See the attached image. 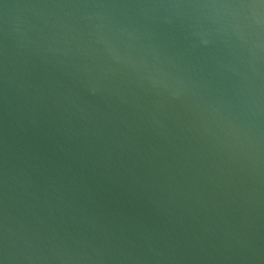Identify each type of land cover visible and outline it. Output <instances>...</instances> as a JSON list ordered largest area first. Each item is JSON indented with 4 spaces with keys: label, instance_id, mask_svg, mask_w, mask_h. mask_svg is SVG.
<instances>
[{
    "label": "water",
    "instance_id": "95a60500",
    "mask_svg": "<svg viewBox=\"0 0 264 264\" xmlns=\"http://www.w3.org/2000/svg\"><path fill=\"white\" fill-rule=\"evenodd\" d=\"M0 264H264V0H0Z\"/></svg>",
    "mask_w": 264,
    "mask_h": 264
}]
</instances>
